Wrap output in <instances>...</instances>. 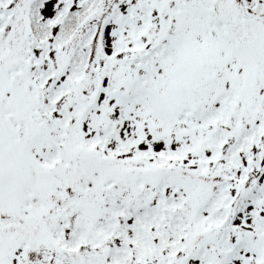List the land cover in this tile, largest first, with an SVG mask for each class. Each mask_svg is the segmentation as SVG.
Wrapping results in <instances>:
<instances>
[{"label":"rangeland","instance_id":"374dc122","mask_svg":"<svg viewBox=\"0 0 264 264\" xmlns=\"http://www.w3.org/2000/svg\"><path fill=\"white\" fill-rule=\"evenodd\" d=\"M57 1L42 8L47 54L68 64L17 84L49 80L58 115L20 159L0 153L1 209L38 233L17 238L16 264H264V0H243L252 26L236 0H120L72 36L88 2ZM16 4L0 0V48Z\"/></svg>","mask_w":264,"mask_h":264},{"label":"flooded vegetation","instance_id":"af4514ba","mask_svg":"<svg viewBox=\"0 0 264 264\" xmlns=\"http://www.w3.org/2000/svg\"><path fill=\"white\" fill-rule=\"evenodd\" d=\"M47 1L17 0L16 10H18V15L24 14V10H26V15L24 14L20 18H16V22L13 24L15 27L13 37L4 40V45L0 48V78L4 80V83L0 85V91H3V96H0V153L11 154V158L15 154L20 159L21 155L26 151L27 137L31 136V132L34 133V129L37 130L43 126V121L54 117L55 114L58 115L59 112L58 104L49 106L50 104L47 105L46 100H44L46 96L44 97L43 95L48 92L49 84H51L49 80L45 78L46 82H42L40 87L29 82L27 85L20 84L18 86L17 84L23 78V75L37 69L35 72L41 73L44 76L42 69L45 66L51 64L54 68V64L59 63L55 62L56 59L50 58L49 54H47L49 52L47 48L48 44L46 43L49 38V32L47 22L42 14V8ZM61 1L58 0L57 3L59 4ZM85 1L88 3L85 7H82L83 11H75L76 13L72 14V23L75 25V29L71 32V36L80 27L77 24L79 23L77 21L79 17L85 18V15L91 11L90 18L87 19L92 22V25L98 20L105 23V20L112 14V11L120 4V0ZM65 2L68 5L76 3L75 0H65ZM102 17H104L103 20L101 19ZM59 19L60 16L56 20L58 21ZM63 19L64 17L62 16L60 20ZM237 19L244 23H250L257 18L249 15V17H238ZM4 22L0 17V34L4 33ZM95 32V30L92 32L93 35ZM7 41L11 43L5 46ZM65 60L69 61V57L67 56L57 65L56 77L61 74L59 68ZM17 91L20 93L18 97H24L22 100L28 102V111L25 113H29V117H31L33 122L25 119L18 120L16 118V108L13 107V104H17ZM0 95L2 94L0 93ZM40 119L42 120V124L39 122ZM54 125L59 128L60 124L56 122ZM17 138L20 142L18 147L16 145ZM6 168L10 173V169ZM61 208L63 209L62 206L58 208L57 213L62 211ZM12 214L14 213L10 209L8 211L1 209L0 198V264H16L17 256L15 249L18 244L17 238L21 239L22 235L25 238L27 236L29 238L28 242L31 243L32 238L38 235L36 230L35 232L29 231L27 224L25 226V224L19 223L16 218H12ZM25 264H31V261H26ZM87 264L96 263L89 262Z\"/></svg>","mask_w":264,"mask_h":264},{"label":"water","instance_id":"95a60500","mask_svg":"<svg viewBox=\"0 0 264 264\" xmlns=\"http://www.w3.org/2000/svg\"><path fill=\"white\" fill-rule=\"evenodd\" d=\"M66 62L62 63L61 67H60V71H62L63 67L65 66ZM50 198H52L51 193L49 194ZM206 238V235L199 233L192 239V242L194 245H199L201 244L204 239Z\"/></svg>","mask_w":264,"mask_h":264},{"label":"trees","instance_id":"16d2710c","mask_svg":"<svg viewBox=\"0 0 264 264\" xmlns=\"http://www.w3.org/2000/svg\"><path fill=\"white\" fill-rule=\"evenodd\" d=\"M222 25V28H223V26H225V25H223V24H221ZM219 27H220V25H218ZM213 30V31H212ZM211 31H207V32H209L210 34L212 33V32H214V28L212 29ZM189 110V112H190V109H188ZM187 110V111H188ZM186 119L188 120V117L186 116ZM184 122V121H183ZM121 198V197H120ZM122 198H124V200H125V202H126V204H127V200H126V198H125V196L124 197H122ZM125 209H129L128 207H127V205H122ZM124 209V210H125Z\"/></svg>","mask_w":264,"mask_h":264}]
</instances>
